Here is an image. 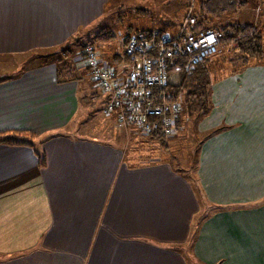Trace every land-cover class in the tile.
I'll use <instances>...</instances> for the list:
<instances>
[{"label":"crops","instance_id":"0c3cea01","mask_svg":"<svg viewBox=\"0 0 264 264\" xmlns=\"http://www.w3.org/2000/svg\"><path fill=\"white\" fill-rule=\"evenodd\" d=\"M109 6L0 0V59L23 58L0 76V134L34 136L0 144V264H264V67L235 72L234 91L213 95L220 126L199 142L193 170L131 164L109 128L68 133L83 111L101 114L105 98L89 106L84 72L58 74L57 53L77 49V36L114 15ZM124 39L114 54L95 52L116 71L129 65L120 58Z\"/></svg>","mask_w":264,"mask_h":264},{"label":"rangeland","instance_id":"374dc122","mask_svg":"<svg viewBox=\"0 0 264 264\" xmlns=\"http://www.w3.org/2000/svg\"><path fill=\"white\" fill-rule=\"evenodd\" d=\"M120 3H122V6L120 9H118L116 16L117 9L115 8ZM164 3H166V1L161 2V0H157L156 2H154V0H110L109 9L112 8L115 10L114 15L106 16V18L104 16L101 21L103 25L100 24L97 28H95L92 34L87 38L77 36L73 43L75 45L79 44V46L87 45V47L92 48V50L94 48V52H103L102 54H106L108 56L109 54H114L113 52H117L114 50V47L118 45L123 37L126 36L125 31L128 30V26H133L134 23L135 27L142 26L144 23H152L155 26L161 23V25L165 27H158L159 29L171 31L176 27V21L172 15L175 8L172 9V6L165 8L163 7ZM136 9L139 10L135 11ZM141 9L145 12L140 11ZM258 15L259 14H257L254 4L249 1L247 6L238 8L235 13H231L220 24L255 23L258 19ZM139 28L143 29L142 27ZM103 29L112 31L115 35L114 39L108 43H94L95 36ZM92 42L94 44H92ZM57 54L59 55L58 58L67 59V57H69L68 54L63 53V51H60ZM71 54L73 57H69L70 59L66 65L72 70L74 69L78 71L79 74H83L82 72H84L85 76L81 75V78H83L81 79V84L85 85L87 89V104H89V106L95 105L100 108L102 98L101 95L103 96V94L90 79L91 77L88 78V70L85 72L83 67H81V65L86 67V60L82 61L83 56H86L85 51L81 52L73 48ZM227 54L223 51L220 52V48H218L217 54L213 58L209 59L206 64H204L205 72L209 79L210 85V95L208 100L209 105L207 110L208 114L206 116L199 119L197 118L196 114L187 116L185 110L183 109V98L181 94H179L177 97L172 95L171 102L177 103L179 107L176 119L179 121V124H174L176 127L174 128L175 132L173 134L165 135L167 143L165 149L153 142L150 137H148L149 135L142 134L139 130L131 125L121 123L112 114H110L112 117L108 116L109 114L104 112V108L101 114L95 113L92 111V109L88 110V112L83 111L74 117L67 131L69 134L71 133L75 136H98L100 132L98 129L103 128V132L105 133V129L109 128V131L111 132L109 136L108 134L107 136L116 140V142H118L123 147L125 160H128V162L131 164L140 165L155 161H171L174 166L178 165L180 169L183 167L189 169V167H191L193 170L196 164L195 151L199 142L206 140L208 136L214 135L217 132V128L220 126L217 124V122L221 121L218 119L213 120L214 115H210L212 107L214 106V100L212 98L213 95L216 94L217 91H221L222 95H225L229 91H234L235 84L230 79V76L235 74V72H242V70L246 67H255L256 69L264 67V59L259 62L249 61L246 64H241L239 61L235 60V56H233L230 60L235 61L236 63H232L231 61L229 63ZM22 60L23 58L11 59V61L10 59L7 61L0 59V76H4V73L7 75L11 74V72L15 70L13 68H17V64H19ZM177 81L178 77L174 76L172 78V84L177 85ZM166 93L171 95V93ZM94 99L95 102H93ZM218 100H222V98L219 97ZM106 117L110 118L107 119ZM207 117L210 119V121L207 123L205 122V125L202 122ZM193 178L195 179L196 176L194 175ZM213 210L214 209L210 211L209 216L214 213ZM207 214L208 213L205 211L204 219H206ZM202 218V216H200L198 219L196 218L194 226L196 227L194 230L195 234H197L200 229L199 222L200 219L202 221ZM201 223L202 222H200V224ZM191 262L192 259H190V264Z\"/></svg>","mask_w":264,"mask_h":264},{"label":"built area","instance_id":"2783aa9c","mask_svg":"<svg viewBox=\"0 0 264 264\" xmlns=\"http://www.w3.org/2000/svg\"><path fill=\"white\" fill-rule=\"evenodd\" d=\"M220 46L219 35L211 30L192 32L182 23L174 35L162 34L155 44L142 35H130L124 53L129 65L116 71L101 62L92 48L85 49L86 66L93 83L105 98L104 112L142 134L159 126L164 135L175 132L178 104L164 90L169 68L189 73L213 58ZM176 58L181 63L174 64Z\"/></svg>","mask_w":264,"mask_h":264},{"label":"trees","instance_id":"16d2710c","mask_svg":"<svg viewBox=\"0 0 264 264\" xmlns=\"http://www.w3.org/2000/svg\"><path fill=\"white\" fill-rule=\"evenodd\" d=\"M156 1L154 0V2ZM165 1L166 3H164L163 7L169 8L172 6V9L175 8L172 15L176 21V27L171 31L159 28L152 31H140L135 29V23L133 26L129 25L128 30L125 31L126 36L123 41L122 54L120 56L121 59L123 57V60H128L124 53V49L126 41L130 35H142L145 37V40H152L156 44L162 34L166 33L171 36L176 34L182 23H185L186 29L192 32L211 30L219 35L220 52L223 51L226 54L228 53L227 57L229 59V63L233 56H235V60L239 61L241 64H246L249 61L259 62L264 59L262 58L264 57V0H161V2ZM249 1L254 4L257 14H259L255 23L220 24L231 13H235L238 8L247 6ZM135 11H138V9ZM140 11L145 12L142 9ZM114 37L115 35L112 31L103 29L95 36L94 43H108L113 40ZM94 43L92 42V44ZM75 47H78V51L84 52L87 45H76ZM63 53L68 54V56L71 55V52L67 50L63 51ZM61 59L66 60V58ZM62 60H59L57 63L58 74L61 75L64 73L66 74L68 72L66 70H69L70 68L64 64ZM82 61H85L84 56ZM181 61L182 59L179 58L173 60L175 65L181 63ZM207 61L197 66L189 73L175 72L173 67H170L169 83L167 88L164 90V92L171 93V95H174L175 97L181 94L183 98V109L185 110L187 116L196 114L198 119L208 114L207 110L209 105L208 100L210 95V85L204 66ZM231 62L236 63L235 61ZM86 69L88 70L87 66ZM174 76L178 77L177 85L172 84V78ZM5 80H7L5 77H0V83ZM175 121L176 122H174V124L178 125L179 121ZM148 137H150V139L157 143L161 148H166L167 143L165 135L160 131L159 126H157ZM33 138L34 136L28 132L0 134V144L10 146L28 145L29 142L27 140ZM40 159L43 160L42 158ZM40 163L42 164V161Z\"/></svg>","mask_w":264,"mask_h":264}]
</instances>
